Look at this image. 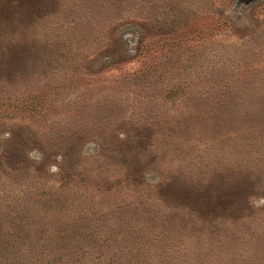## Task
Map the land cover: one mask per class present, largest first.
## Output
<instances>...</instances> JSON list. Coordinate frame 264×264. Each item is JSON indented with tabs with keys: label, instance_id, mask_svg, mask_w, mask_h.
I'll return each instance as SVG.
<instances>
[{
	"label": "rangeland",
	"instance_id": "obj_1",
	"mask_svg": "<svg viewBox=\"0 0 264 264\" xmlns=\"http://www.w3.org/2000/svg\"><path fill=\"white\" fill-rule=\"evenodd\" d=\"M252 197L264 0H0V264H264Z\"/></svg>",
	"mask_w": 264,
	"mask_h": 264
},
{
	"label": "clouds",
	"instance_id": "obj_2",
	"mask_svg": "<svg viewBox=\"0 0 264 264\" xmlns=\"http://www.w3.org/2000/svg\"><path fill=\"white\" fill-rule=\"evenodd\" d=\"M33 158H35V154L33 153L32 154ZM50 171L53 172V173H58L60 171L59 168H56V167H52L50 168ZM250 202L252 204L253 207L255 208H259V207H264V197H252L250 198Z\"/></svg>",
	"mask_w": 264,
	"mask_h": 264
}]
</instances>
